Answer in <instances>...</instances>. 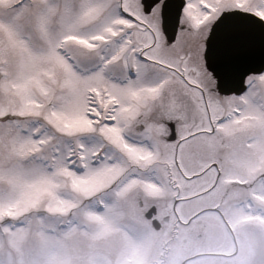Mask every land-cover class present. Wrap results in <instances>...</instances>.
<instances>
[{
    "label": "snow or ice",
    "instance_id": "6c2138e0",
    "mask_svg": "<svg viewBox=\"0 0 264 264\" xmlns=\"http://www.w3.org/2000/svg\"><path fill=\"white\" fill-rule=\"evenodd\" d=\"M0 264H264V0H0Z\"/></svg>",
    "mask_w": 264,
    "mask_h": 264
}]
</instances>
